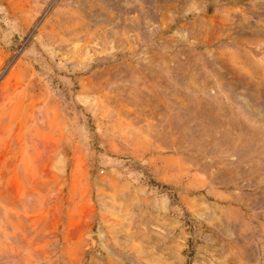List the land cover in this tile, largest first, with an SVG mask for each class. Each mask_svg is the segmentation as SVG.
<instances>
[{
	"label": "rangeland",
	"instance_id": "obj_1",
	"mask_svg": "<svg viewBox=\"0 0 264 264\" xmlns=\"http://www.w3.org/2000/svg\"><path fill=\"white\" fill-rule=\"evenodd\" d=\"M0 264H264V0H0Z\"/></svg>",
	"mask_w": 264,
	"mask_h": 264
}]
</instances>
